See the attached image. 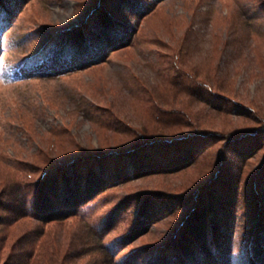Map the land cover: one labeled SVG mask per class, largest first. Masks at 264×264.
I'll use <instances>...</instances> for the list:
<instances>
[{"label":"rangeland","instance_id":"rangeland-1","mask_svg":"<svg viewBox=\"0 0 264 264\" xmlns=\"http://www.w3.org/2000/svg\"><path fill=\"white\" fill-rule=\"evenodd\" d=\"M0 82V264H264V0H0Z\"/></svg>","mask_w":264,"mask_h":264},{"label":"trees","instance_id":"trees-1","mask_svg":"<svg viewBox=\"0 0 264 264\" xmlns=\"http://www.w3.org/2000/svg\"><path fill=\"white\" fill-rule=\"evenodd\" d=\"M198 135L201 134L200 133H194L193 135L187 134L185 137L187 138L193 136L197 137ZM183 139L184 137H179L176 139H166L165 142L172 143L173 141H175L177 143V141H181ZM179 163H182V161L178 162L176 165L179 166ZM176 165L173 164V166ZM78 168H81V166H78ZM93 169L94 167L92 166V167H88V169L86 170V177L84 178L85 184L83 186H82V178L80 175L81 173L80 171L77 170V167L72 168L69 174H66L65 171L64 174L60 176V178H57L56 176L57 174L43 176L42 179L39 180L38 191L36 193V196L34 197V200L32 201V203L34 204L33 216L42 221H50L57 218H65L74 215L76 213L78 206L82 202L89 199L90 196L93 193H95V191H97L103 183L102 182L104 179L103 176L97 175V173ZM96 176L97 179H95ZM16 198L18 199L17 201L20 202V206L24 207L25 206L24 202H26V200L24 199L26 198V196H24L23 194H19L17 197L14 198V201H16ZM17 201L16 203L19 204V202ZM8 209H10V211H13L12 213H16L17 211L15 208H8ZM193 209H195V207H192L191 211H193ZM21 214H24V212H21ZM6 221L7 220L0 219V223L1 222L6 223ZM213 226L214 225L211 226V233L216 231V229ZM220 238L221 237H218L217 238L218 241H216L215 243L216 246L215 252L219 254L221 250L220 245L222 244V240H220ZM178 241L180 245L184 244L185 247H189V245L193 244V237L191 236V234H187L186 236H182L181 239ZM135 254L137 255V253ZM188 257H192V256L190 254L187 256L185 255L184 260L187 259ZM178 261L180 260L178 259ZM3 264H23V263L19 261L13 263L5 262Z\"/></svg>","mask_w":264,"mask_h":264},{"label":"clouds","instance_id":"clouds-1","mask_svg":"<svg viewBox=\"0 0 264 264\" xmlns=\"http://www.w3.org/2000/svg\"><path fill=\"white\" fill-rule=\"evenodd\" d=\"M0 83H2V82H0Z\"/></svg>","mask_w":264,"mask_h":264}]
</instances>
